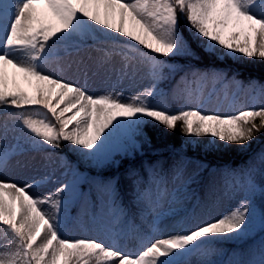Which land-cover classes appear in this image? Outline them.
<instances>
[{"label": "snow or ice", "instance_id": "obj_1", "mask_svg": "<svg viewBox=\"0 0 264 264\" xmlns=\"http://www.w3.org/2000/svg\"><path fill=\"white\" fill-rule=\"evenodd\" d=\"M85 50L87 61H73L83 83L46 69L61 53ZM237 57L264 60V0H0V264H264V150L243 167L211 170L210 190L219 172L224 195L237 199L223 211L189 191L201 180L184 178L185 156L172 161L171 189L159 161L144 166L147 181L136 167L123 177L102 174L119 167L118 156L143 157L149 127H179L185 143L205 153L230 145L246 151L264 132V84L245 85L217 63ZM175 58L187 61L186 70L167 62ZM165 69L185 73L176 86L185 107L175 111L158 88ZM101 70L109 83L90 90ZM141 72L150 86L127 97L116 90ZM193 82L213 87L204 96ZM241 91H255L251 106L239 102ZM62 146L76 163L57 154ZM29 152L40 159H18ZM13 161L26 180L9 178ZM53 165L63 169L58 186L40 195L34 189L52 180ZM81 201L99 238L63 236L75 220L70 206ZM129 237L139 240L137 252L121 248ZM229 242L241 246L215 247Z\"/></svg>", "mask_w": 264, "mask_h": 264}, {"label": "trees", "instance_id": "obj_2", "mask_svg": "<svg viewBox=\"0 0 264 264\" xmlns=\"http://www.w3.org/2000/svg\"><path fill=\"white\" fill-rule=\"evenodd\" d=\"M176 59V61H178L177 65L185 66L186 70V61L183 58ZM211 63L212 61L210 60L204 61V64ZM217 63H219L220 66L228 69L230 74L234 73L235 75L241 77L244 80H246L247 77H257L259 78V80L264 81V60H248L240 57L236 60L226 58L225 61L219 60L217 61ZM184 74V71L177 70L176 72H167V77L168 79H175L178 75H180L176 81L179 84L181 81V77L184 76ZM167 84V82L163 83L164 86H166ZM180 85H182L183 87L185 86L183 84ZM167 97L168 96H165V100L167 99ZM155 100L159 101L160 97H155ZM170 104L174 107L177 106L175 100H172ZM146 131L151 139V145L142 144L141 147L144 150L143 157L137 154L135 160L122 159L121 166L119 168H109L108 171H105V174L103 173L104 176L107 174H113L115 176L120 174L125 175V172L123 173L121 171L127 166H131L139 169V177H141L146 175L147 171L145 170L144 166L147 165L148 161L152 160V157L154 155L161 156L160 158H157V160H154V162H161L164 160L162 157H165L168 152L185 151L188 153H193L194 151L191 149H184L182 147L185 135L181 133L179 127H177L174 131H170L166 130L162 126H157L155 128L149 127L146 129ZM258 138H260V142L257 146V149L264 150V132L258 133L256 135V138L250 143L249 149L253 147L256 142V139ZM195 150L197 151L198 157L208 163L209 169L217 166L219 163L227 161H230L235 167H243L250 160V156L246 154L248 152V149L246 151H241L236 145H230L227 148L221 147V149L218 151H211L207 153L201 150V148H197ZM92 174L94 175L95 173L93 172ZM87 188L88 185H83V190H86Z\"/></svg>", "mask_w": 264, "mask_h": 264}, {"label": "rangeland", "instance_id": "obj_3", "mask_svg": "<svg viewBox=\"0 0 264 264\" xmlns=\"http://www.w3.org/2000/svg\"><path fill=\"white\" fill-rule=\"evenodd\" d=\"M138 47H140V46H138ZM141 50H142V48H141ZM85 53L87 55L83 56V57L78 56L76 54H73L71 56H64L63 53H61L60 54V58L57 59L56 61H55V58L49 60L48 64L46 65V69L49 70V71H59V70L63 69V70H65V75L67 77H69V78H73L74 77L76 79H79L80 82L83 83L84 82V78L82 76L76 74V64L73 63V61H79L81 59L87 61V57H88V55L90 53L87 50H85ZM91 55L95 56L96 54L93 52V53H91ZM69 64L72 65L70 72L68 71ZM114 79L115 78L113 77V81H114ZM108 83H109V81L103 77V70H101L100 76H98L95 80H90L89 81V87H90V90L101 91V90H103V88ZM147 86H150V85H149L148 81L146 79H144L143 72H141L132 81L127 80V79L120 81V83L116 86V90L117 91H121L122 90L124 92L125 97H127L129 95L136 94V92L142 90L144 87H147ZM212 87H213V85H212L211 82H208L207 84H204V85L197 84L198 90L202 91V94H203V92H205L203 94L204 96L208 95V93L212 90ZM216 88L217 89H221L222 86L221 85H216ZM229 90H231L232 93L236 91L234 87L230 88ZM232 93H230V96H231ZM254 95H256V93H253L251 96H254ZM219 98L223 99V91L219 92ZM215 103H216V97H213V103L207 105V108L209 110H212L214 108V104ZM246 103H249V101L247 100ZM191 107H195V105H191ZM195 139H199L202 142L206 141L203 138H195ZM184 145L186 147L193 148L191 144H186L185 143V139H184ZM32 157H35L36 160H39L40 159V154L36 153V152H29V153L26 154L25 157H19L18 159H26V158H32ZM118 158H119V156L116 157L117 160H118ZM53 167H56V171H55V173H54V175L52 177V180L50 182H46L45 184L39 186L38 189H34V191H38L40 195H46L49 191H51L54 187L57 186L56 180L61 177L63 169L57 167L56 165H53ZM191 167H192L191 164H187L186 165V167L184 169L185 171L183 172L184 178H187L188 176L192 175L191 172L189 171ZM7 175L9 176V178L20 180V181H24V180H26L28 178L27 175H25L24 173H22L20 171L19 167L15 166V161H13V167L10 168L9 172L7 173ZM175 183L179 184L180 181L177 180V181H175ZM167 187L169 189L174 187V183H173L172 180H168ZM188 189H189V191H191V188L189 186H188ZM217 193H218V191L216 190L214 192V195H217ZM218 195L221 196L222 200L220 201V203H216L215 211H223L225 209L230 208L229 205H228L229 203H237V199L236 198H232L230 196H225L224 195V185H223L222 188H220V191H219ZM213 200H215V199L212 198L209 201H213ZM42 207L46 211H48L50 213L54 212V209L51 207L50 204L42 205ZM166 207H167V205H166ZM168 219L169 218H165V220H168ZM162 234H163V236L161 238L166 236L168 233H166V234L162 233Z\"/></svg>", "mask_w": 264, "mask_h": 264}]
</instances>
